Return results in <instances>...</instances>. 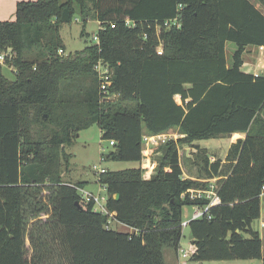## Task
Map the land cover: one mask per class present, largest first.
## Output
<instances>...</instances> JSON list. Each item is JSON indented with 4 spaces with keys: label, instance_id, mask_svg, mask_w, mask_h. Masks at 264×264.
I'll return each instance as SVG.
<instances>
[{
    "label": "trees",
    "instance_id": "1",
    "mask_svg": "<svg viewBox=\"0 0 264 264\" xmlns=\"http://www.w3.org/2000/svg\"><path fill=\"white\" fill-rule=\"evenodd\" d=\"M77 17L99 22V44L59 55L60 28ZM126 18L135 26L127 27ZM173 19L179 27L163 26ZM228 42L236 46L231 65ZM259 47L264 0L19 2L14 20L0 22V54L10 55L0 63V264H167L164 250L178 254L183 237V208L209 203L187 191H208L212 179L220 203L188 222L195 248L188 262L264 264L251 227L264 193V74L242 70L243 55ZM99 60L112 73L106 94L93 70ZM92 125L114 142L105 161L138 164L98 175L107 213L82 198L86 182L62 179L71 157L64 147ZM171 132L181 137L153 148L157 167L144 178L143 137ZM235 133L245 136L224 160H210L196 144ZM183 146L199 153L194 179L183 176ZM43 215L48 219L38 221ZM31 221L38 222L27 246ZM113 222L132 232L114 230Z\"/></svg>",
    "mask_w": 264,
    "mask_h": 264
},
{
    "label": "rangeland",
    "instance_id": "2",
    "mask_svg": "<svg viewBox=\"0 0 264 264\" xmlns=\"http://www.w3.org/2000/svg\"><path fill=\"white\" fill-rule=\"evenodd\" d=\"M262 10V9H261ZM14 20V17L10 20ZM99 29V22L96 20L89 19L86 24H83L79 17L73 19L70 24H64L60 28V36L64 45V56L73 55L76 52L82 51L86 46L95 44L93 41V36H95ZM84 30V35L81 36V31ZM236 50V46L233 43H226L225 53L227 64L231 65L232 63V54ZM260 53V54H259ZM261 54H264L263 51L256 49H249L244 55V65L242 70L249 73H258L264 74V58ZM3 75L9 80L14 79L13 69L4 66L2 69ZM179 97L176 98L177 101ZM47 131H43L42 134H45ZM172 136L176 140L181 136H177L176 132H171ZM236 139V138H234ZM229 137H218L208 140H201L196 142L200 148H204L210 154V160H224V154L226 153L229 147ZM65 152L69 154L70 161L68 167L63 166L62 168V179L64 183L73 185L78 182H86L83 190L80 191L81 194L92 195L93 197H98V204L104 206V203L107 198L106 190L97 182L98 174L93 169L94 166H100L105 168L108 171H120L126 169H132L138 167L137 163L133 162H114V161H101V155L107 154L111 149L109 142L101 139L100 130L98 126L92 125L88 129L80 131L77 136L73 139V142L70 146L64 147ZM197 150V149H196ZM193 147L183 146L179 148V156L181 157V166L183 167L185 173H191L193 176H196L198 169L193 165V154L197 151ZM187 152V154H186ZM103 155V156H104ZM155 156V155H154ZM106 157V155H105ZM105 160V159H104ZM143 162H146L148 169L143 171L146 179L150 178L157 167L156 161L153 159V155L148 159L145 157ZM143 170V169H141ZM199 173V172H198ZM42 193L47 196L48 190L42 191ZM41 193V194H42ZM103 198V200H102ZM263 200V199H262ZM99 209V206H96ZM193 213V207H184L183 208V237L180 242V247L183 250H188L190 246L189 228L187 226V221ZM47 216L43 215L39 218L38 221H46ZM38 221L30 222L28 226V231L26 233V244L29 246V233L31 228L36 225ZM264 221V202L261 205V217L254 220L252 223V228L259 232L264 237V227L260 224ZM186 224V225H185ZM185 225V226H184ZM111 226L114 230L127 233L131 229L119 224L111 223ZM173 252V250H171ZM256 264H260L259 260H255ZM184 263L185 261H181ZM187 264H198L195 262H186ZM201 264H251L245 261H220V262H206Z\"/></svg>",
    "mask_w": 264,
    "mask_h": 264
},
{
    "label": "built area",
    "instance_id": "3",
    "mask_svg": "<svg viewBox=\"0 0 264 264\" xmlns=\"http://www.w3.org/2000/svg\"><path fill=\"white\" fill-rule=\"evenodd\" d=\"M125 25L127 27H129V28H132V27L135 26V24L132 21H130L128 18L125 19ZM163 26L165 28H170L172 26L179 27V24L177 23L176 19H173V20L166 21L163 24ZM111 27L113 28L114 25L112 24ZM100 28L101 27H100V24H99V29ZM160 32H161V27L157 26L156 27V36H157V38L159 40V44H158V46L156 48V54L157 55H162V52H163L162 42L160 40ZM93 41L95 42V44H99L98 34L93 36ZM258 50L264 52V48L263 47H259ZM58 54L62 55L63 54V50H59ZM6 55H8L10 57L9 53L8 54H6V53H1L0 54V63L1 64L4 62V59H5ZM11 56H14V54H11ZM93 70L97 73V75L99 77V80L101 81V84H100L101 93L106 94L107 88L110 85V80H111V77H112L111 70L109 69L108 65L104 64L101 60H99L94 65ZM253 75L255 77H258L260 74L254 72ZM177 136H180V135L177 134ZM169 140H176V137L174 138L171 133L153 135V136L145 135L143 137V156L148 159L150 156L153 155V148L155 146H158L160 144H164V143L168 142ZM113 144H114L113 141H109V145L110 146H112ZM100 159H101V161H105L104 160L105 158H104L103 155H101ZM145 163L146 162L142 161L141 169H145L146 168L145 167ZM93 169L96 171V173L98 175H100V174H102V173H104L106 171L105 168L100 167V166H94ZM262 191L264 192V187L262 188ZM187 194H189V198L192 199V200H195L197 198H202V197H204L206 199H209V203H208V205L205 208L202 209V208H199L197 206L193 207V213L191 215V219L201 218L207 212V210L210 207L215 206V205L220 203V200L217 197V194L215 192V186L212 183L210 185V190H208V191L188 190ZM82 198L86 202H88L90 200H94V202H95L94 211H98V212H101V213H107L105 208H104V206H101V205L98 204V197H93L92 195H88V194H82ZM102 200H103V198H102ZM96 206H99V209H97ZM209 218L210 217L208 215V219ZM194 252H195V248L192 245L189 246L188 250H183L181 247H179V249H178L179 262L185 261L184 263H181V264H186V262L188 261V259L191 257V255Z\"/></svg>",
    "mask_w": 264,
    "mask_h": 264
},
{
    "label": "crops",
    "instance_id": "4",
    "mask_svg": "<svg viewBox=\"0 0 264 264\" xmlns=\"http://www.w3.org/2000/svg\"><path fill=\"white\" fill-rule=\"evenodd\" d=\"M23 1H33V0H0V22L2 21H10L14 15H15V8H16V5L19 3V2H23ZM249 49H252V48H249ZM264 53V52H263ZM260 54V53H259ZM264 58V54H261ZM249 73V72H247ZM179 99V98H178ZM176 103L178 105H181V101H177L175 99ZM100 136H101V132H100ZM244 134H239V133H235L233 134L231 137H229L230 141H229V146L231 143H234L237 139L239 138H244ZM236 138V139H234ZM229 148V147H228ZM228 150V149H227ZM227 152V151H226ZM225 155L226 153L224 154V158H225ZM180 159V166H181V157L179 158ZM145 169H143V171L147 170L148 169V165L147 163H145ZM140 168H141V164H140ZM181 169H182V172H183V176L185 178H191V179H194L195 176H193L191 173H185L183 167L181 166ZM145 174L143 173V176ZM145 178V177H144ZM216 181V179H212V180H209L210 183H214ZM263 199V200H262ZM262 202H264V193H263V196L261 197V201H260V217H261V205H262ZM259 217V218H260ZM191 220V217L188 219L187 221V225H188V222ZM185 224V225H186ZM184 225V226H185ZM262 227H264V221L261 222L260 224ZM252 227V226H251ZM253 229V228H252ZM254 230V229H253ZM255 231V230H254ZM132 232V230L130 231ZM259 233V232H258ZM259 236L261 238V243H262V252H261V255H262V258H264V237L263 235H261L259 233ZM191 245V244H190ZM164 259H165V262L167 264H181L182 262H179V258H178V254L177 253H174L172 252L170 249H165L164 250ZM248 263H251V264H256V261L255 260H247ZM260 264H261V261L259 260ZM187 264V263H186Z\"/></svg>",
    "mask_w": 264,
    "mask_h": 264
},
{
    "label": "water",
    "instance_id": "5",
    "mask_svg": "<svg viewBox=\"0 0 264 264\" xmlns=\"http://www.w3.org/2000/svg\"><path fill=\"white\" fill-rule=\"evenodd\" d=\"M187 154V152H186ZM115 199L117 200L118 199V195L115 196ZM76 205L80 206V204L77 202ZM188 239L191 240L192 239V235L191 233H189V236H188Z\"/></svg>",
    "mask_w": 264,
    "mask_h": 264
}]
</instances>
